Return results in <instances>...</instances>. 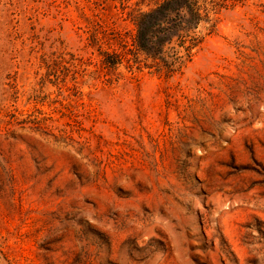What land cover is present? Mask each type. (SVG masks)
<instances>
[{
    "label": "rangeland",
    "instance_id": "obj_1",
    "mask_svg": "<svg viewBox=\"0 0 264 264\" xmlns=\"http://www.w3.org/2000/svg\"><path fill=\"white\" fill-rule=\"evenodd\" d=\"M138 1L0 0V264H264V0L172 77L99 63Z\"/></svg>",
    "mask_w": 264,
    "mask_h": 264
},
{
    "label": "trees",
    "instance_id": "obj_2",
    "mask_svg": "<svg viewBox=\"0 0 264 264\" xmlns=\"http://www.w3.org/2000/svg\"><path fill=\"white\" fill-rule=\"evenodd\" d=\"M232 1L139 0L126 12L134 26L132 32L107 24L100 26L105 41L101 47L108 49L100 53L99 63L110 70L125 64L131 71L144 63L172 77L193 61L207 38L215 33L219 15Z\"/></svg>",
    "mask_w": 264,
    "mask_h": 264
}]
</instances>
